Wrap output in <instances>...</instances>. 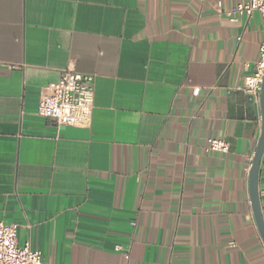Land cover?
<instances>
[{
    "label": "crops",
    "instance_id": "0c3cea01",
    "mask_svg": "<svg viewBox=\"0 0 264 264\" xmlns=\"http://www.w3.org/2000/svg\"><path fill=\"white\" fill-rule=\"evenodd\" d=\"M249 1L0 0V221L20 246L45 264H264L262 110L240 89L264 27L226 14ZM66 70L95 78L88 127L37 114ZM259 193L264 215V157Z\"/></svg>",
    "mask_w": 264,
    "mask_h": 264
},
{
    "label": "built area",
    "instance_id": "2783aa9c",
    "mask_svg": "<svg viewBox=\"0 0 264 264\" xmlns=\"http://www.w3.org/2000/svg\"><path fill=\"white\" fill-rule=\"evenodd\" d=\"M231 18L260 15L264 27V0H250L226 11ZM95 78L73 70L63 72L60 80L43 88L37 114L51 119L58 126L88 127L95 108ZM264 81V41L253 72L246 76L241 90L260 98ZM197 93V90H196ZM211 151L227 153L230 149L224 140H209ZM19 226L0 221V264H45L43 255L34 251L29 243H18Z\"/></svg>",
    "mask_w": 264,
    "mask_h": 264
},
{
    "label": "water",
    "instance_id": "95a60500",
    "mask_svg": "<svg viewBox=\"0 0 264 264\" xmlns=\"http://www.w3.org/2000/svg\"><path fill=\"white\" fill-rule=\"evenodd\" d=\"M260 105L262 110V132L259 138L257 149L252 161V166L249 172V190H250V199L252 203L253 214L256 220V224L260 235L264 243V215L262 210V204L259 193V173L264 157V81L260 94Z\"/></svg>",
    "mask_w": 264,
    "mask_h": 264
}]
</instances>
